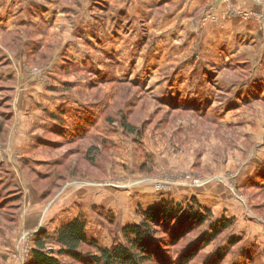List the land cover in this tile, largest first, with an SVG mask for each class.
Returning a JSON list of instances; mask_svg holds the SVG:
<instances>
[{"label": "rangeland", "instance_id": "1", "mask_svg": "<svg viewBox=\"0 0 264 264\" xmlns=\"http://www.w3.org/2000/svg\"><path fill=\"white\" fill-rule=\"evenodd\" d=\"M154 1L0 0V264H33L39 242L72 263L52 237L75 218L111 249L149 208L211 199L233 225L189 264H264V48L218 33L264 37V1L226 3L221 22L203 7L194 34L150 27ZM211 214L162 246L167 264L224 220Z\"/></svg>", "mask_w": 264, "mask_h": 264}, {"label": "trees", "instance_id": "2", "mask_svg": "<svg viewBox=\"0 0 264 264\" xmlns=\"http://www.w3.org/2000/svg\"><path fill=\"white\" fill-rule=\"evenodd\" d=\"M8 117L0 115V136L3 132V121H7ZM123 126L129 129V133H133L134 130L125 123ZM260 178H264V175ZM2 199L1 195L0 210L6 201ZM142 217L140 225L123 229L126 246L119 245L111 249L102 248L96 241L90 240L85 233V222L81 218H75L63 224L53 235L52 241L59 248L56 255L71 259L70 264H167L163 245H177L185 236L212 221L211 212L196 204L194 200L184 205L160 204L143 212ZM232 225L233 221L229 220L211 224L209 234L198 240L196 245L199 248L186 253L178 264H189L200 248L207 247ZM233 244L234 242H231V245ZM37 245L39 249L32 252L33 264H62L52 253L42 251L44 242Z\"/></svg>", "mask_w": 264, "mask_h": 264}, {"label": "crops", "instance_id": "3", "mask_svg": "<svg viewBox=\"0 0 264 264\" xmlns=\"http://www.w3.org/2000/svg\"><path fill=\"white\" fill-rule=\"evenodd\" d=\"M261 1L264 0H155L154 2L156 3L157 8L159 10H162L163 14L155 20L153 18H150V15L147 12L146 13L143 12V14H145L148 22L153 23L150 24V27L156 26L155 27L156 30L162 32V34L167 32L174 33L179 26H182L184 28L185 26L183 25H187L189 32L191 34H194L196 29L199 27L196 24V20L194 19V16L196 14L195 12L203 7L210 6L213 3L215 6L214 15L218 17L221 22V18H222L221 16L224 13L226 3L234 5L235 7L238 8L256 12L259 9L258 5ZM35 5H36L35 8L39 10L38 8H40L41 5L40 4H35ZM144 9L146 10L145 7ZM45 12H49V14L52 13L50 12V9H48V11L46 10ZM60 18L61 17H59V19ZM171 18L172 21L170 22L169 20ZM81 24H79L78 26H80ZM1 25L2 24H0V26ZM256 27L257 25L254 22H249V23H243L239 21H235V23L227 22L223 25V27L222 26L218 27V28H222L219 29L218 33L221 34V33H227L229 31L230 32L233 31L235 32L236 37H238V40L241 41V45H240L241 47L246 46L244 41L247 38L248 39L252 38L251 41L254 43L260 40L259 46L261 48H264V37H259L258 32H256L257 31ZM257 36L259 37V39L257 38ZM221 46L222 45H220V47ZM222 48H223L222 50L226 51L227 49L230 48V46L229 44L225 43V45L222 46ZM13 135H10L9 139L10 138L12 139ZM210 201L213 202H204L203 207L211 211L212 213H214V211L217 212L218 215L219 211L216 208L218 207V205H216L213 199H211ZM217 217L218 220H221L220 218H222L224 220L232 221V219L235 218V214L226 212L220 214V216L218 215Z\"/></svg>", "mask_w": 264, "mask_h": 264}]
</instances>
